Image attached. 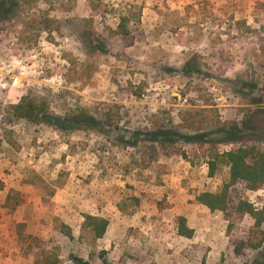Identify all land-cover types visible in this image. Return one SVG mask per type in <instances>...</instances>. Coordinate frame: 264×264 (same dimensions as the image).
<instances>
[{"label": "rangeland", "instance_id": "1", "mask_svg": "<svg viewBox=\"0 0 264 264\" xmlns=\"http://www.w3.org/2000/svg\"><path fill=\"white\" fill-rule=\"evenodd\" d=\"M94 1L0 0V59L20 62L21 72L17 87L0 94V264H32L28 244L49 248L59 264H264V243L249 245L253 220L233 213L240 199L261 208L264 190L233 186L230 221L194 196L198 184L227 180L225 168L208 177L212 150L264 146L263 31L250 37L206 20L195 33L187 24L196 0H101L105 13L90 9ZM133 4L140 23L132 44L104 45L103 27H115L113 16ZM199 59V73L182 71L188 61L199 68ZM141 82L146 92L130 95ZM26 95L61 117L86 108L99 124L61 136L51 126L15 124L5 109ZM199 95L211 101L196 118L213 125L180 127L178 110ZM10 192L23 199L12 214L3 207ZM83 214L108 219L102 239L82 234ZM180 216L190 239L177 236ZM20 230L31 239L18 243Z\"/></svg>", "mask_w": 264, "mask_h": 264}, {"label": "trees", "instance_id": "2", "mask_svg": "<svg viewBox=\"0 0 264 264\" xmlns=\"http://www.w3.org/2000/svg\"><path fill=\"white\" fill-rule=\"evenodd\" d=\"M90 9L96 13H105L106 4L101 0H95L94 4H90ZM123 9V11H119V13L113 16L117 20L115 27L105 25L101 30L104 34V45L128 46L132 44L133 41L130 40L133 39V35L139 29L140 7L133 4ZM188 9L192 12L190 18L193 19V22L187 25H190L189 27L195 33L198 31L197 28L200 23L206 20L209 25L216 23L217 29L227 27L231 33L232 31L238 33L243 31L245 35L250 37L253 36L256 29H261L264 33V2L261 0H196L194 4L188 6ZM98 16L101 15L98 14ZM207 28L209 29V27ZM92 31L94 34L98 33L97 30L92 29ZM213 57L214 54H209L210 59ZM200 59L199 68H197V65H194L195 68L191 67L189 65L191 63L188 61L183 65L182 71L199 73L201 71ZM140 84L138 88H131L129 94L136 98L141 97L148 89V86L144 85L143 82ZM236 90L239 91L238 88H233L232 92ZM193 99L189 100L190 104H187L190 105L189 107H181L178 110L179 118L177 120L180 127L198 132L213 125L212 122L205 124L204 121L196 118L199 107L209 106L211 100L201 95ZM113 107L116 108L118 106ZM237 111H243L244 117L248 114V109L245 108H237ZM5 113L15 124L36 127L42 125L51 126L59 136L92 129L99 124L98 118L93 116L86 108L76 107L61 117L50 112L47 100L35 99L28 95L22 97L17 104L8 106L5 109ZM100 117H104L107 121L112 120V114L110 115L109 113H104ZM227 123L233 126L238 121L234 117L228 120ZM235 141L230 140L228 143ZM211 153V159L207 162L208 177L213 178L220 172V169L225 168L227 170V180L218 183L214 188L205 184H198L194 190L195 200L210 212H221L226 218L225 220L230 221L232 220V216L229 211V191L233 186L242 184L247 191L252 192L264 190V146L245 143L233 146L228 150H212ZM2 189L3 186L0 183V191ZM52 194L53 192H50L49 196H52ZM49 196L42 197L43 204L46 206L49 205ZM22 203L23 199L20 194L10 192L6 196L3 207L12 214ZM117 207L120 212L124 213V205L118 204ZM233 213L240 217L247 216L253 220V228L255 229L257 238L249 245L252 250L259 249L264 243V231L262 230L264 224V205L261 208H256L250 202L240 199L234 207ZM108 224L109 221L106 218L83 214L81 232L91 242H95L104 237ZM19 225H22V228L24 227L23 224ZM54 225L64 237L72 239V235L65 224H58L56 221ZM176 233L178 237L192 238L193 230L187 226L184 217L180 216L177 218ZM15 237L18 243L26 242L28 238L31 239V236H23L22 230L16 233ZM36 238H32L33 242L40 240ZM26 249L27 256L33 257L32 264H59L58 256L43 245L32 246L28 244Z\"/></svg>", "mask_w": 264, "mask_h": 264}, {"label": "built area", "instance_id": "3", "mask_svg": "<svg viewBox=\"0 0 264 264\" xmlns=\"http://www.w3.org/2000/svg\"><path fill=\"white\" fill-rule=\"evenodd\" d=\"M14 63H8L0 59V94L9 92L13 88L17 87V81L19 79L18 65Z\"/></svg>", "mask_w": 264, "mask_h": 264}]
</instances>
